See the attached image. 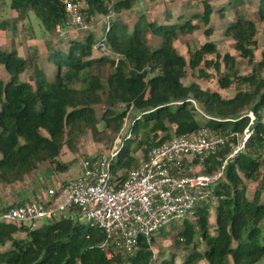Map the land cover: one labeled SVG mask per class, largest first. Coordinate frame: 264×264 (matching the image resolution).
Instances as JSON below:
<instances>
[{"label": "trees", "instance_id": "16d2710c", "mask_svg": "<svg viewBox=\"0 0 264 264\" xmlns=\"http://www.w3.org/2000/svg\"><path fill=\"white\" fill-rule=\"evenodd\" d=\"M81 1L87 20L100 18L105 27L106 15L112 11L119 15L135 4V0ZM203 1L200 16L208 24L213 9L208 0ZM247 1L255 3L257 17L264 21V0ZM241 3L245 0L233 5ZM230 4L221 7L227 9ZM10 8L20 19L33 11L53 33L57 25L66 24L65 0H10ZM235 13V19L226 25L234 53L223 55L211 40L188 58L180 53L172 42L191 27L187 20L179 25L150 22L152 31L162 37V43L152 48L144 42L139 21L132 32H122L119 23L112 22L114 16L102 38L106 37L107 47L117 56L95 47L102 38L97 40L92 31L82 38H68L66 47L47 40L45 63H39L37 50L25 58L15 48L0 49V67L9 75L6 81L0 77V184L23 181L44 163L56 171L67 170L69 163L60 159L65 146L76 150L87 132L97 137L121 130L127 112L121 103L134 104L132 131L144 126L146 132L134 146L123 143L112 166L118 183L137 163V153L146 155L151 147L175 135L201 127L224 135L250 130L247 149L227 161L225 178L215 188L219 203L214 208V226L210 221L214 209L207 206L180 222L175 243L185 251L181 256L172 251L160 260L156 258L154 240L157 235H167L165 227L151 242L141 236L131 250L104 248V231L83 222L78 214L42 222L33 229L0 222V246L9 244L7 249H0V264H264V231L260 226L264 220V48L256 62L258 25L238 8ZM18 17L12 23L0 18V28L15 31ZM237 57L252 65L250 73H240ZM53 61L54 77L50 79L45 68ZM223 65L226 73H222ZM187 68L207 79L213 76L209 69L215 70L218 86L226 89L234 85L235 94L226 97L197 81L184 83ZM28 71L30 78L25 80L22 75ZM97 106H101L100 114ZM249 112L255 116L252 123ZM138 114L140 118H136ZM237 140L238 136L231 138L234 143ZM230 151L227 144L210 155L205 171L215 170ZM245 179L259 182L252 198ZM7 207H0V211ZM20 233L24 235L18 236Z\"/></svg>", "mask_w": 264, "mask_h": 264}, {"label": "built area", "instance_id": "2783aa9c", "mask_svg": "<svg viewBox=\"0 0 264 264\" xmlns=\"http://www.w3.org/2000/svg\"><path fill=\"white\" fill-rule=\"evenodd\" d=\"M65 8L66 24L57 25L58 37L66 38L69 28L83 32L91 29L81 0H65ZM114 14L112 11L105 16L107 27ZM95 47L117 56L107 47L105 36ZM189 100L198 108L194 99ZM120 106L127 109L125 121L108 151L80 157V176L66 180L58 190L49 188L45 201L25 200L8 206L0 211V222L33 229L44 218L54 217L67 207H76L82 219L104 231V248L131 250L141 236L151 242L166 225L194 217L200 207L215 208L219 203L215 188L225 178L227 161L247 149L249 128L241 136L235 132L224 135L209 127L175 135L151 147L146 155L138 158L127 178L118 183L112 166L123 143L132 135L131 127L122 138L124 130L130 127L127 118L134 104ZM249 116L252 123L255 116L252 112ZM140 117L138 114L136 118ZM233 136H238L236 143L231 141ZM227 144L231 146L227 158L215 170L206 172V159Z\"/></svg>", "mask_w": 264, "mask_h": 264}, {"label": "rangeland", "instance_id": "374dc122", "mask_svg": "<svg viewBox=\"0 0 264 264\" xmlns=\"http://www.w3.org/2000/svg\"><path fill=\"white\" fill-rule=\"evenodd\" d=\"M208 1L213 9L208 24H206L200 16L204 11L203 0H135V4L131 9L124 10L121 14L114 16L112 22H118L122 32L130 33L133 31L136 22L139 21V28L145 44L154 48L162 43V37H159L152 31V26L149 25L150 22L155 25H168L174 23L179 25L187 20L186 22L191 23V27H186L184 31L180 32L178 38L174 39L172 42L174 47L180 53L188 58L190 53L200 47L205 41L211 40L216 43L218 50L221 52V55H223L226 52L234 53L233 39L226 34V25L235 19V10L238 8L240 13L253 19L258 25V47L255 50V61H259L262 57V50L264 48V21L258 19L254 7L255 3L245 0V3H241L235 7L233 4L237 3L239 0ZM231 1H233V3L230 4ZM222 4H230V7L223 9L224 7H221ZM16 17H18L17 13L10 8V0L0 3V18L7 19L9 20V23H12ZM100 21V18H93L90 21L91 29L89 31L95 33V38L97 40L102 38L106 32L105 28H107L103 25L101 26ZM87 33L88 31L80 32L75 29H69L67 30V37L65 39H60L57 37L56 32L53 33L45 28L40 18H38L33 11H29L26 17L22 19L18 17L15 31H12L11 29L3 30L0 28V49L6 48L10 50L15 48L18 54L25 58H28L34 50H37L39 63H45L47 40H52V42L59 47H66L68 38H82ZM212 57H214V55H208V58ZM237 65L242 74L250 73L252 70V65L240 57H237ZM45 70L48 78L52 79L55 70L54 61L49 67L45 68ZM209 70L213 76L207 79L200 77L197 70L187 68V75L183 78V81L187 84L192 81H197L203 88L218 90L226 97L235 94L236 89L234 85L226 89L220 88L217 82L219 75L215 73V70ZM226 72L227 68L223 65L222 73ZM8 76L9 75L4 67L1 66L0 77L6 81ZM22 78L28 80L30 78V71L24 73ZM121 107L125 108V106ZM199 111L201 112V110ZM97 112L100 114L101 106H97ZM134 118V111H132L127 118L130 127L124 130L122 136L123 139L132 127ZM99 126L100 129L104 128V123L101 122ZM145 132L146 128L140 126L136 132H132L131 137L126 139V142L130 143L131 146H134L141 137H144ZM116 137L117 134L110 133V131L105 136L99 135L97 137H94L91 132H87L79 139L76 150H71L67 146L63 148L60 159L69 163V168L67 170L56 171L50 164L44 163L38 170L26 175L23 181L12 184H0V207L16 204L20 198H23L22 195L32 194L36 196L39 192L40 195H44V192L49 188H55L58 190L61 181L81 175L82 170L79 164L80 157H90L108 151L114 145ZM135 156L140 158L142 155L141 153H137ZM245 182L247 185L248 196L252 198L259 182L251 179H245ZM30 198L36 199V197ZM262 200H264V193ZM213 209H211V211ZM78 214L79 212L76 207H67L64 211L57 212L52 219L44 218L42 221L49 223L70 215L75 217ZM215 218L216 211L214 209L210 218L213 226ZM81 220L88 223L82 218ZM38 224L40 225L41 222ZM260 226L264 231V220L260 223ZM181 227L182 224L180 222H172L165 227L168 232L167 235L156 236L153 247L158 260L167 256L172 251L177 252L180 256L185 253L182 247L177 246L175 243V239L178 236V231ZM211 231L214 232V227H212ZM23 235V233L18 234V236ZM8 247L9 244L0 246V249H7ZM200 264L207 263L201 261Z\"/></svg>", "mask_w": 264, "mask_h": 264}, {"label": "crops", "instance_id": "0c3cea01", "mask_svg": "<svg viewBox=\"0 0 264 264\" xmlns=\"http://www.w3.org/2000/svg\"><path fill=\"white\" fill-rule=\"evenodd\" d=\"M72 178H74V177H72ZM68 179H70V178H68ZM67 179V180H68ZM66 181V180H65ZM65 181H61L59 184H62L63 182H65ZM45 194L44 195H40V192L39 193H37V195L36 196H34V195H32V194H26V195H22V197L23 198H20L17 202H16V204L17 203H20V202H23L25 199L27 200V198L28 199H31L30 197H36L37 199H41V200H43V201H45V200H47V196H46V191L44 192ZM25 198V199H24ZM24 199V200H23ZM43 221H41V223H42Z\"/></svg>", "mask_w": 264, "mask_h": 264}]
</instances>
